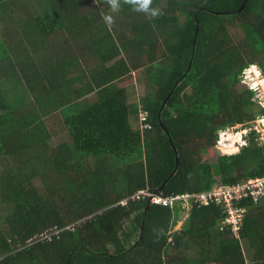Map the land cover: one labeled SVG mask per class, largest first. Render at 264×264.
Returning <instances> with one entry per match:
<instances>
[{"label": "trees", "instance_id": "1", "mask_svg": "<svg viewBox=\"0 0 264 264\" xmlns=\"http://www.w3.org/2000/svg\"><path fill=\"white\" fill-rule=\"evenodd\" d=\"M244 2L152 0V16L125 0L115 11L107 0H0V264H264V199L242 205L239 240L216 206L194 208L181 230L177 207L115 206L264 176L254 125L239 154L218 147L222 131L264 116L243 81L251 66L264 77V0ZM138 70L141 97L129 84ZM18 88L28 102L10 107ZM61 135L69 142L50 149Z\"/></svg>", "mask_w": 264, "mask_h": 264}, {"label": "built area", "instance_id": "2", "mask_svg": "<svg viewBox=\"0 0 264 264\" xmlns=\"http://www.w3.org/2000/svg\"><path fill=\"white\" fill-rule=\"evenodd\" d=\"M145 116V115H144ZM149 127V125H143ZM264 199V176L253 180H247L230 187L217 186L211 191L197 194H182L168 197L157 196L146 191H138L127 195L118 201L115 206H126L131 202L147 200L148 203L166 207L169 209L178 208L179 211L190 213L194 208H208L216 206L225 213L222 221L224 228L230 229L234 239H239V232L244 220L245 209L242 205L250 202L257 205ZM190 208L185 211L184 209ZM65 229H69L66 227ZM58 234L59 229H50ZM33 237L27 245L40 240H49L51 231Z\"/></svg>", "mask_w": 264, "mask_h": 264}, {"label": "rangeland", "instance_id": "3", "mask_svg": "<svg viewBox=\"0 0 264 264\" xmlns=\"http://www.w3.org/2000/svg\"><path fill=\"white\" fill-rule=\"evenodd\" d=\"M230 31L235 34L238 30L237 29H230ZM130 82L129 84L134 88V92L136 93L137 96H143L146 86H145V81H144V76L142 74L141 70L134 71L129 75ZM243 81H246V83L252 88L255 92L254 98L257 99L261 104H263L264 108V77L262 76V73L260 69L257 66H251L249 67L243 75ZM28 94L25 88H18L16 91L10 92L7 94L6 100L7 104L10 107H17L22 103H27V98ZM96 100V95L94 93L84 97L83 99L79 100L76 104H73L70 107H67L64 110H60L58 112H55V114L52 116V121L55 120V122H58L61 118L66 117L76 111V109L82 105H87L90 104ZM34 114H38L42 116L43 114L38 110V107L36 105V108L34 110ZM167 115V114H166ZM168 116V115H167ZM140 119H145L144 114L140 113L139 114ZM44 119V118H43ZM256 122V123H255ZM253 124H251L249 127L242 128L241 125H237L231 128H227L224 131L221 132L220 134V139H219V150L223 151H228L231 150V153H237L239 150L242 149L244 145H247L248 140L245 139V136L250 132V129L252 125L253 128L259 132L258 134V139L256 140L259 144H264V118H259L257 119ZM51 123V122H50ZM137 123V122H136ZM255 123V124H254ZM51 124L49 125V127ZM230 135V137H229ZM235 136V137H234ZM66 135H61L59 137H53L49 141V147L50 149H53L57 144H59L62 141H67L69 142V139ZM71 147V146H70ZM235 149V150H234ZM214 151L210 150L208 157L211 158L213 157ZM49 155L46 154L45 157H48ZM1 158V157H0ZM46 159V158H45ZM1 160V159H0ZM92 162H88L87 164L89 165ZM2 169V167H0ZM1 171V170H0ZM36 185H40L38 180L34 181ZM217 187V186H216ZM185 211L190 210V208L184 209ZM182 216L184 218L183 222H186L185 220L190 217V213L185 212V214H182V212L177 211L175 213V216ZM185 224V223H184ZM183 228V227H182ZM181 228V229H182ZM246 252V250H245Z\"/></svg>", "mask_w": 264, "mask_h": 264}, {"label": "clouds", "instance_id": "4", "mask_svg": "<svg viewBox=\"0 0 264 264\" xmlns=\"http://www.w3.org/2000/svg\"><path fill=\"white\" fill-rule=\"evenodd\" d=\"M108 4L111 6V8L115 11L118 7V0H107ZM125 3L137 5V11H144V12H151L152 16L158 15L159 10L150 8V5L152 4V0H125ZM104 20L107 25L111 26L113 24V19L110 15H106L104 17ZM252 89V88H251ZM253 96V100H254ZM261 104V103H260ZM263 104H261L262 106ZM261 118H264V116H261ZM256 123V122H255ZM254 123V124H255ZM223 150H220V152Z\"/></svg>", "mask_w": 264, "mask_h": 264}, {"label": "crops", "instance_id": "5", "mask_svg": "<svg viewBox=\"0 0 264 264\" xmlns=\"http://www.w3.org/2000/svg\"><path fill=\"white\" fill-rule=\"evenodd\" d=\"M258 133H259V132H258ZM239 152H240V150H239ZM179 212H182V211H179ZM190 213H191V212H190ZM182 214H185V213L182 212ZM177 217H179V218H176L174 229H176V230H181V228L184 227V223H185V222H183V221H184L185 215H184V217H182V216H177ZM185 221H186V220H185ZM238 240H239V239H238Z\"/></svg>", "mask_w": 264, "mask_h": 264}, {"label": "water", "instance_id": "6", "mask_svg": "<svg viewBox=\"0 0 264 264\" xmlns=\"http://www.w3.org/2000/svg\"><path fill=\"white\" fill-rule=\"evenodd\" d=\"M245 2H247V0H245ZM245 2H244V4H245ZM244 4H243L242 7L240 8V11L243 10V8H244ZM252 99H253V97H252ZM262 106H263V105H262ZM221 154L224 155V156H232V155L239 154V151H238L237 153H231V152H228V151H221ZM176 165H177V163H176V161H175V167H176ZM162 186H163V185H162ZM160 189H161V188H160Z\"/></svg>", "mask_w": 264, "mask_h": 264}, {"label": "bare ground", "instance_id": "7", "mask_svg": "<svg viewBox=\"0 0 264 264\" xmlns=\"http://www.w3.org/2000/svg\"><path fill=\"white\" fill-rule=\"evenodd\" d=\"M229 137H230V135H229ZM235 137V136H234Z\"/></svg>", "mask_w": 264, "mask_h": 264}]
</instances>
